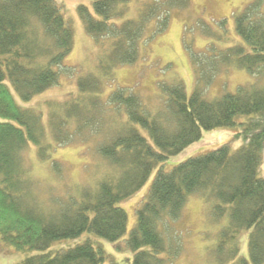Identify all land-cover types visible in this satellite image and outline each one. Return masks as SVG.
<instances>
[{
  "label": "trees",
  "instance_id": "16d2710c",
  "mask_svg": "<svg viewBox=\"0 0 264 264\" xmlns=\"http://www.w3.org/2000/svg\"><path fill=\"white\" fill-rule=\"evenodd\" d=\"M90 1L91 8L81 4L77 12L97 45L95 71L79 76L77 93L46 102V125L40 111L22 108L16 97L30 102L60 86L62 73L71 76L74 68L65 61L75 47L74 30L55 0H0L2 245L40 253L20 264H104L102 250L90 243L54 255L47 251L56 242L86 233L119 242L128 223L121 204L142 190L156 168L199 142L203 132L233 129L238 149L225 144L158 173L137 207L127 244L133 264H166L162 256L172 251L159 224L178 219L189 197L197 194L209 205L212 222L221 225L211 247L215 264H264V0L234 11L231 31L239 43L219 42L228 38L223 20L212 39L191 48L195 82L190 97L175 75L155 78L151 70L149 97L141 89L123 87L106 94V87L114 84L120 66H135L150 52L177 11L189 13L190 19L200 10L195 23L211 34L205 29L210 22L201 20L204 0ZM239 71L249 73L251 80L229 92ZM221 79L223 92L210 95ZM30 144L40 162L49 161L59 147L93 148L84 163L89 181H73L65 185L64 196L51 197L50 189L58 191L56 184L67 180L66 166L55 160L50 182L34 179L25 154ZM245 233L247 259L240 256Z\"/></svg>",
  "mask_w": 264,
  "mask_h": 264
},
{
  "label": "rangeland",
  "instance_id": "374dc122",
  "mask_svg": "<svg viewBox=\"0 0 264 264\" xmlns=\"http://www.w3.org/2000/svg\"><path fill=\"white\" fill-rule=\"evenodd\" d=\"M61 7L67 21H69L75 34V47L70 56L66 59L65 64L73 67L74 71L71 76L65 73L61 74L60 86L54 87L49 91L35 97L30 102H23L16 97L17 103L25 109H35L42 113L43 122L47 125L48 111L47 101H63L73 93H77V79L79 76L95 71V59L98 52L94 40L85 33L83 24L78 16L77 8L83 4L91 8L90 0H55ZM204 2L202 18L207 21L209 27L204 32V28L199 27L195 21L200 10H194L190 14L184 11H177L171 21V27L167 33L159 35L152 42L150 52L143 55L139 63L135 66H120L115 73L114 84L106 87L109 94L116 88H126L129 91H138L141 89L142 95L149 97L151 95V84L149 70L155 78L167 79L168 74L175 75L177 79L183 81L187 88L188 96L193 91L194 74L190 62V52L192 47H201V41L207 43L214 35L219 32L214 27H220L223 20H227L228 38L219 41L223 46H231L239 43L235 39V33L231 26L235 24L233 17L234 11L241 10L248 2L252 0H195ZM198 8V7H196ZM188 21V31H184ZM221 28V27H220ZM172 64L174 67L168 68ZM224 72V70H222ZM251 75L246 71L236 72L229 85V92H236L237 87L250 82ZM224 79L216 81L212 86L210 95L223 92L222 84ZM112 85V86H111ZM238 85V86H237ZM156 88V85L154 86ZM140 92V93H141ZM142 134L148 138L146 130L141 129ZM235 130L219 129L210 132H203L199 142L186 149L175 157L170 158L164 164L154 170L151 177L137 194L121 204V207L128 215L127 232L125 236L116 243H111L86 233L77 239H68L56 242L48 253L54 255L58 251L73 248L79 244L90 243L96 249L102 250L105 255L104 264H133V253L129 250L127 240L137 222V207L139 203L148 194L153 182L160 171L170 172L175 166L188 160L189 158L211 152L225 144H229L233 150L241 146L240 142L233 139ZM149 139V138H148ZM93 144V143H92ZM89 144V145H92ZM93 153L90 147L79 144L77 146L67 145L66 147L57 148L53 157L47 162H40L37 158V151L34 145L26 151L27 162L33 167L32 177L42 182H50L52 179L51 166L56 160L66 166L67 180L62 181L58 191L50 189L49 195H65V185H73V181H89L84 163L91 158ZM55 164V163H54ZM260 177L264 179V154ZM54 179V178H53ZM54 182V181H53ZM43 184V183H42ZM46 188V187H45ZM55 194V196H53ZM187 209V210H186ZM186 209L178 219H167L159 224L160 232L166 239L172 253L166 254V264H215L211 259V247L214 243V236L219 231L221 225L212 222V213L209 205L196 195H191L186 204ZM248 238L249 234L245 233L240 238V256L248 258ZM40 254L36 251L15 252L4 247L0 241V264H20L27 258Z\"/></svg>",
  "mask_w": 264,
  "mask_h": 264
}]
</instances>
